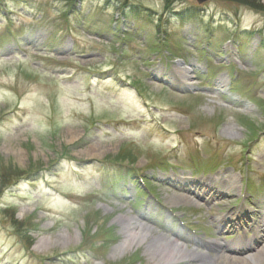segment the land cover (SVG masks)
<instances>
[{
  "label": "rangeland",
  "instance_id": "374dc122",
  "mask_svg": "<svg viewBox=\"0 0 264 264\" xmlns=\"http://www.w3.org/2000/svg\"><path fill=\"white\" fill-rule=\"evenodd\" d=\"M29 1L0 0V264H161L159 243L210 261L193 234L233 241L214 228L244 198L264 228V0H136L150 30L126 38L100 0ZM135 225L144 242L118 253Z\"/></svg>",
  "mask_w": 264,
  "mask_h": 264
},
{
  "label": "trees",
  "instance_id": "16d2710c",
  "mask_svg": "<svg viewBox=\"0 0 264 264\" xmlns=\"http://www.w3.org/2000/svg\"><path fill=\"white\" fill-rule=\"evenodd\" d=\"M1 2H2V0H1ZM100 2H101V4H105V6L108 8V10L111 11L113 14H118L120 16L118 19V23L124 22L126 25L125 27H129V29L125 30L126 31L125 32L123 30L121 31L120 29L115 30L113 28V26L109 24L110 25L109 32L119 31L126 38V35L130 32H133L134 35L136 34L138 36V35H142V34L146 33V31L150 30V23L152 21L151 15H150L151 11L149 9H146L143 7L140 8L139 6L142 4L139 3L138 1H136V0H100ZM235 2H238L244 6H251L252 7L254 5L253 4L254 0H237ZM12 3L15 4L14 6H21V7L25 8V10L26 9L31 10L32 8H34L29 0L27 2H26V0H20V1L12 0ZM2 4L3 3H1V5H0V10L2 11L0 14H3V9H4V11H8L10 8L8 3L4 4L5 5L4 8H2ZM88 5L90 7L94 6L93 3H88ZM6 6H8L9 8ZM126 7H128L127 10H126ZM67 13L73 14L75 17L77 15V17L75 19L76 25L80 26L81 28H84V26H86V24H87V28L89 29V31L91 30V32L100 33L102 28H104V27H105V30L106 29L108 30L106 23H104L102 20L97 19V21H95V20L88 21V17H85L84 15L78 16V13H77V10L75 7L73 8L71 6L68 9ZM187 13H189V12H187ZM187 13H185V14H187ZM183 14H184V12L182 14H180V16H182ZM139 15L142 16V20L140 23H137V24L134 23L132 25H130L128 23V19H130L131 16L135 17V16H139ZM223 32L226 33V30L225 31L223 30ZM251 33L254 34L253 32H251ZM10 34H11V37L13 38L12 33H10ZM217 40H218V37L215 36L214 33H212L210 35V38L208 40V45L206 47V50L208 52L211 51L212 49H214L213 47H217L216 46ZM242 46H244V45H242ZM260 46L264 47V39H262ZM168 53H170V51H168ZM110 186L113 189L116 188L115 184H110ZM117 186L120 189V185L118 184Z\"/></svg>",
  "mask_w": 264,
  "mask_h": 264
},
{
  "label": "bare ground",
  "instance_id": "6f19581e",
  "mask_svg": "<svg viewBox=\"0 0 264 264\" xmlns=\"http://www.w3.org/2000/svg\"><path fill=\"white\" fill-rule=\"evenodd\" d=\"M180 71L182 75H184L185 77V75L187 74V70L183 69ZM178 190L182 191L183 193L193 194L201 198V196L197 193V191H194L192 188L185 187L184 189V187H181ZM131 230H133V232L130 234L131 243L121 245L119 248H117L116 251L118 253L125 251L126 248L132 245H138L144 242L145 237H146V231L144 230V228L140 227L139 225H135V227L133 229L131 228ZM263 233H264V230H263ZM154 250H155V254H153V256H155L156 258H159L161 264H182L186 261H190L193 264H230V263L235 264L237 263L236 261L240 260L238 258L225 255L221 258H218L217 260H210L211 261L210 262V261H207L208 259L205 258L204 256H201L196 253L187 255L183 253L182 251L177 250L174 246L168 245V243L167 244L165 243L156 244V249ZM254 257L256 259L254 262H257L258 264H264V257H262L261 253L254 255ZM249 261H252V260H246V262H249ZM245 264H248V263H245Z\"/></svg>",
  "mask_w": 264,
  "mask_h": 264
},
{
  "label": "water",
  "instance_id": "95a60500",
  "mask_svg": "<svg viewBox=\"0 0 264 264\" xmlns=\"http://www.w3.org/2000/svg\"><path fill=\"white\" fill-rule=\"evenodd\" d=\"M200 3H204L206 2L207 0H198Z\"/></svg>",
  "mask_w": 264,
  "mask_h": 264
}]
</instances>
